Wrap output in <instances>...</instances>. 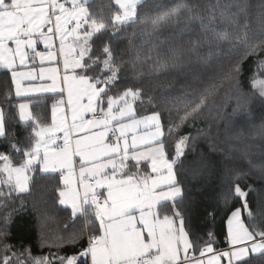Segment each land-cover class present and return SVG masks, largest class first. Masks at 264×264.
<instances>
[{
    "label": "snow or ice",
    "instance_id": "6c2138e0",
    "mask_svg": "<svg viewBox=\"0 0 264 264\" xmlns=\"http://www.w3.org/2000/svg\"><path fill=\"white\" fill-rule=\"evenodd\" d=\"M213 110L226 147L209 150L232 166L201 203L188 185L213 123L185 129ZM251 175L264 183V0H0V264H264ZM27 212L36 251L11 239Z\"/></svg>",
    "mask_w": 264,
    "mask_h": 264
},
{
    "label": "trees",
    "instance_id": "16d2710c",
    "mask_svg": "<svg viewBox=\"0 0 264 264\" xmlns=\"http://www.w3.org/2000/svg\"><path fill=\"white\" fill-rule=\"evenodd\" d=\"M165 3L169 2V0H164ZM179 40V37H177ZM186 40L187 37L185 36ZM139 43V42H138ZM251 64L245 65L247 76V70L250 68ZM230 108L226 109V111L230 112ZM216 110H213L211 115L206 114L204 118L197 120L194 124L189 125L185 131L192 134L194 137H198V130L205 129L207 130L208 124L213 123V132L212 135L208 137H198L196 147L198 151L202 154L206 155L209 170L205 173L204 176L197 179V181L190 183L188 186L192 189V195L196 198L198 202L203 203L202 197L211 195L213 188L218 186L221 181V175L224 171L231 168V163L220 153V152H212L210 151V145H213L217 148L226 147V134L223 131L224 125L227 123V117L223 120L217 121ZM257 126L260 124V109L257 107L253 117ZM219 123L221 127V131L217 133L215 131L216 124ZM251 143V141H249ZM235 150V149H233ZM255 150V149H254ZM242 163V162H241ZM246 167V166H245ZM245 181H242V183ZM246 183H250L254 186L256 191L252 193L249 197L250 200H256L260 196H264V183H262L256 175H251L246 178ZM49 191L47 193H35L39 199L41 196L47 198L51 195V184L48 185ZM29 202H31V197L27 198ZM70 211H56L54 215L53 221L50 222L51 227L54 230H60L63 232V225L68 222ZM192 226L198 234L203 235L210 228V222L203 215V213H198L193 217ZM216 231L220 233V228L217 225ZM40 232V226L37 223L36 219L32 215L31 212L21 213L16 217L15 224L12 228V241L14 243H19L23 241L24 243H31L33 245V250L36 251V242L37 237ZM220 240H223V235H220ZM223 243L220 244V247H224ZM45 252L47 249L44 250ZM71 251V249H69ZM39 254V253H38Z\"/></svg>",
    "mask_w": 264,
    "mask_h": 264
},
{
    "label": "crops",
    "instance_id": "0c3cea01",
    "mask_svg": "<svg viewBox=\"0 0 264 264\" xmlns=\"http://www.w3.org/2000/svg\"><path fill=\"white\" fill-rule=\"evenodd\" d=\"M70 211V210H69Z\"/></svg>",
    "mask_w": 264,
    "mask_h": 264
}]
</instances>
